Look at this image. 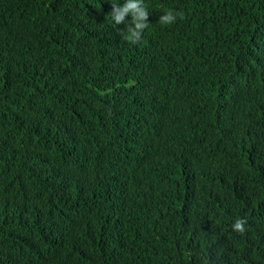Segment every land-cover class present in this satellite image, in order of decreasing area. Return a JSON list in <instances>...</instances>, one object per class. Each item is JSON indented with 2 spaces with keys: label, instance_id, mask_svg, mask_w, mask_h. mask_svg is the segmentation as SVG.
Returning <instances> with one entry per match:
<instances>
[{
  "label": "trees",
  "instance_id": "trees-1",
  "mask_svg": "<svg viewBox=\"0 0 264 264\" xmlns=\"http://www.w3.org/2000/svg\"><path fill=\"white\" fill-rule=\"evenodd\" d=\"M35 1L0 0V264H264V202L214 194L264 180V0Z\"/></svg>",
  "mask_w": 264,
  "mask_h": 264
},
{
  "label": "clouds",
  "instance_id": "clouds-1",
  "mask_svg": "<svg viewBox=\"0 0 264 264\" xmlns=\"http://www.w3.org/2000/svg\"><path fill=\"white\" fill-rule=\"evenodd\" d=\"M44 4L42 0H36L33 11L29 15L28 20L39 10L43 8ZM131 11L133 13V20L136 22L137 29H144L148 27V24L142 23L147 19V11L145 8H140L137 4H127L124 8L119 10V14L115 12L114 15L116 22L120 23L123 20V14ZM177 15H182L180 13L174 14L171 10L167 11L164 15L159 18V22L162 24H171L176 20ZM134 36L138 38V33H133ZM135 43V41H132ZM231 83L244 92L249 94L250 79L249 74H239L237 77L231 78ZM227 173L236 176L235 181L231 183H223L216 190L215 201L220 208V216H229L233 208L237 207L241 200L249 199L253 201L264 202V180L262 175L252 169H240V168H228ZM242 221H237L233 224V230L242 231Z\"/></svg>",
  "mask_w": 264,
  "mask_h": 264
},
{
  "label": "bare ground",
  "instance_id": "bare-ground-1",
  "mask_svg": "<svg viewBox=\"0 0 264 264\" xmlns=\"http://www.w3.org/2000/svg\"><path fill=\"white\" fill-rule=\"evenodd\" d=\"M261 42V41H260ZM262 44V43H261ZM252 52V51H251Z\"/></svg>",
  "mask_w": 264,
  "mask_h": 264
}]
</instances>
